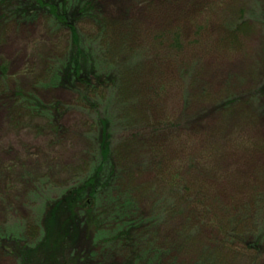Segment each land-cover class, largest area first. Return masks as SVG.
Returning a JSON list of instances; mask_svg holds the SVG:
<instances>
[{"label": "rangeland", "instance_id": "1", "mask_svg": "<svg viewBox=\"0 0 264 264\" xmlns=\"http://www.w3.org/2000/svg\"><path fill=\"white\" fill-rule=\"evenodd\" d=\"M97 3L111 27L110 41L95 34L88 19L76 22L78 31L100 44L104 57L124 60L133 74L124 76L136 79L137 87L138 101L129 111L143 125L122 121L127 111L113 107L111 160L119 191L131 193L141 212L160 214L150 236L170 247L166 263L177 257L182 264L197 258L264 264V240L259 256L237 240L227 242L224 233L235 210L250 208L264 194V87L258 73L264 69V34L255 0ZM167 32L179 34V49ZM70 42L68 28H52L42 14L0 26V64L7 66L6 83L0 76V264H17L14 236L24 231L33 244L46 200L50 204L84 176L97 154L96 112L101 118L105 110L80 101L76 81L46 85ZM135 52H143L142 67ZM2 84L9 92H1ZM16 90L37 97L52 120L19 108L11 98ZM97 94L107 98L108 90L100 86ZM78 238L85 255L66 252L63 263L135 264L128 247L95 262L89 254L100 247L93 237L82 231ZM50 255L37 252L32 261Z\"/></svg>", "mask_w": 264, "mask_h": 264}, {"label": "trees", "instance_id": "2", "mask_svg": "<svg viewBox=\"0 0 264 264\" xmlns=\"http://www.w3.org/2000/svg\"><path fill=\"white\" fill-rule=\"evenodd\" d=\"M254 5V15L261 19L259 22L262 24L264 34V2L255 0ZM241 12L240 15L244 18V10ZM102 13L97 0H0V26L14 20L31 22L42 14L46 16L52 28H68L71 33L70 46L66 53L57 59V65L51 69L52 74L46 85L57 87L64 80L69 84L76 81L77 85L82 87L78 89L79 100L92 109L99 105L103 111L105 110L101 118H97L99 115L96 112V123L99 122L100 128L96 131L95 139L99 141L95 160L89 166V170L81 178L77 177L71 186L61 189L50 204H47L50 200H46L43 208L44 221L39 227L40 236L33 244L28 242L30 236L24 231L14 236L18 242L15 255L17 264H34L32 259L37 252L51 254L47 256L48 258L39 260V264H68L70 260L67 263L62 261L66 252L69 256L85 255V252L79 251V246H76L78 235L82 231L92 236L95 246L100 247L99 251H91L89 254L90 257L91 255L96 257L95 262L97 260L103 262L111 257L116 249L128 247L130 248L128 256L135 264H182L177 257H168L169 261L166 263L164 256L168 252L170 255V247L166 244L156 245L154 237L150 236L157 232L155 228H151L157 225L159 220L156 217L160 214L152 216L141 212L132 194L127 191L122 193L117 187L119 172L116 170L115 161L111 160V131L116 124L113 107L121 106L127 111L122 121L133 123L134 120L136 123L133 127L138 128H142L143 125L141 119L137 120L132 114L133 111H129L138 101L134 96L137 87L136 79L130 80L124 76L133 75L126 69L124 60L114 62L104 57L103 47L95 41L90 42L78 31L76 22L88 19L96 31L95 34H100L105 42L108 39L110 41L108 33L111 27ZM239 24L245 23L241 19ZM227 28L231 29V23ZM167 34L173 48L179 49L181 47L179 34L177 32ZM135 53H138L137 59L140 60L139 65L142 67L143 52ZM137 59L135 60L138 63ZM6 72V64H0L3 83H6ZM258 73L260 84L264 87V69ZM100 86L108 90L107 98L97 94ZM6 87L2 84L1 92L6 90L9 92ZM11 94L19 108L39 113L52 120L49 111L51 109H47L37 97L21 90L13 91ZM255 202L250 208L240 209L241 212L235 210L234 215L225 221L224 233L227 242L237 240L246 252L260 256L264 240V194L259 195ZM204 262L208 261L197 258L190 264H206Z\"/></svg>", "mask_w": 264, "mask_h": 264}]
</instances>
